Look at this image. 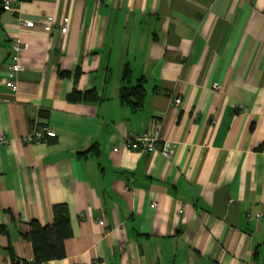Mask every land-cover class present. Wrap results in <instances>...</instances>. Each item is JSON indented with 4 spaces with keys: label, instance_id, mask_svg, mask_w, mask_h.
I'll return each mask as SVG.
<instances>
[{
    "label": "crops",
    "instance_id": "obj_1",
    "mask_svg": "<svg viewBox=\"0 0 264 264\" xmlns=\"http://www.w3.org/2000/svg\"><path fill=\"white\" fill-rule=\"evenodd\" d=\"M11 1L0 0V264L10 249L33 261L22 235L52 224L57 205L73 237L48 264H264V0ZM15 39L27 48L12 92ZM140 80L136 110L122 89ZM36 122L55 140L26 141ZM158 125L171 157L125 149Z\"/></svg>",
    "mask_w": 264,
    "mask_h": 264
},
{
    "label": "trees",
    "instance_id": "obj_2",
    "mask_svg": "<svg viewBox=\"0 0 264 264\" xmlns=\"http://www.w3.org/2000/svg\"><path fill=\"white\" fill-rule=\"evenodd\" d=\"M127 77H129V73L126 74L125 78ZM139 82L135 87L126 86L122 89V100L132 105L136 110L141 108L146 95L143 81L140 80ZM89 96L87 99L91 98L96 101V95ZM79 99L82 100L79 94L71 96V100L74 102ZM52 140H55V138L47 139V141ZM5 231L4 228H0V233ZM22 236L32 244L34 259L32 262L20 259L10 249L12 264H48L52 261L65 259L67 256L66 241L73 237L68 207L66 205H57L54 207V222L52 224L43 226L38 221H32L30 223V231Z\"/></svg>",
    "mask_w": 264,
    "mask_h": 264
},
{
    "label": "built area",
    "instance_id": "obj_3",
    "mask_svg": "<svg viewBox=\"0 0 264 264\" xmlns=\"http://www.w3.org/2000/svg\"><path fill=\"white\" fill-rule=\"evenodd\" d=\"M12 7L11 0H4L3 9L5 11H10ZM68 20H65L61 28V33L66 35L68 32ZM21 25L28 29H33L35 24L31 21H22ZM46 32H50L52 27L47 25L44 28ZM27 45L23 42L15 39L13 41V55L11 63L8 66V79L6 81V87L12 92L17 91V81L19 75L25 70L24 66L21 63V54L25 51ZM174 103L176 105L181 104L180 99H175ZM162 127L158 125L154 130L148 131L142 134H129L124 142V147L130 151H136L146 154L160 153L164 157H171L174 154V146L165 141L161 134ZM57 134L54 130L50 129L48 126L41 124L39 122L34 123L32 130L26 141L29 143H43L47 142L48 138H56ZM9 144V141L4 134L0 133V145ZM114 151H119V149H114ZM156 204H153V207H156Z\"/></svg>",
    "mask_w": 264,
    "mask_h": 264
}]
</instances>
